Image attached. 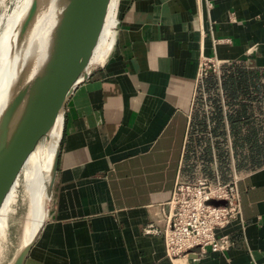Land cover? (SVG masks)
Segmentation results:
<instances>
[{
	"label": "crops",
	"instance_id": "crops-1",
	"mask_svg": "<svg viewBox=\"0 0 264 264\" xmlns=\"http://www.w3.org/2000/svg\"><path fill=\"white\" fill-rule=\"evenodd\" d=\"M110 3L89 75L43 143L52 163L59 140L56 169L22 264H172L163 213L175 181L197 177L235 179L240 215L216 231L227 251L178 264H264V0ZM201 58L219 65L197 76ZM231 64L253 78L232 98Z\"/></svg>",
	"mask_w": 264,
	"mask_h": 264
},
{
	"label": "water",
	"instance_id": "water-1",
	"mask_svg": "<svg viewBox=\"0 0 264 264\" xmlns=\"http://www.w3.org/2000/svg\"><path fill=\"white\" fill-rule=\"evenodd\" d=\"M108 1L65 0L64 8L50 32L44 61L0 125V205L28 153L45 136L57 113L62 111L63 114L74 88L88 77V59L101 29ZM9 123L11 128L6 133ZM58 145L59 140L47 190L56 169ZM42 223L31 239L16 251L9 264H22Z\"/></svg>",
	"mask_w": 264,
	"mask_h": 264
},
{
	"label": "built area",
	"instance_id": "built-area-1",
	"mask_svg": "<svg viewBox=\"0 0 264 264\" xmlns=\"http://www.w3.org/2000/svg\"><path fill=\"white\" fill-rule=\"evenodd\" d=\"M219 62L201 58L197 64V76L214 70ZM235 179L224 184H212L205 177H197L192 183L175 181L161 230L164 256L178 264L182 258L196 250L223 254L231 245L227 234H216L230 222L239 218L240 199ZM217 202V203H212ZM145 233L156 232L150 225Z\"/></svg>",
	"mask_w": 264,
	"mask_h": 264
},
{
	"label": "bare ground",
	"instance_id": "bare-ground-1",
	"mask_svg": "<svg viewBox=\"0 0 264 264\" xmlns=\"http://www.w3.org/2000/svg\"><path fill=\"white\" fill-rule=\"evenodd\" d=\"M109 3L110 0L105 15L111 5ZM64 4L65 0H24L21 7L11 13L5 22L4 30L0 34V125L9 108L18 103L20 96L44 61L50 32ZM105 15L92 51L101 40ZM56 117L62 118V111H59ZM10 128L11 123L6 125V133ZM49 131L50 128L46 138ZM42 216L29 240L43 221Z\"/></svg>",
	"mask_w": 264,
	"mask_h": 264
},
{
	"label": "rangeland",
	"instance_id": "rangeland-1",
	"mask_svg": "<svg viewBox=\"0 0 264 264\" xmlns=\"http://www.w3.org/2000/svg\"><path fill=\"white\" fill-rule=\"evenodd\" d=\"M23 1L24 0H0V34L4 30L5 22L9 18V15L14 11H17L21 7ZM45 140L46 134L28 153L17 177L0 205V264L10 263L16 251L24 243L27 226H29V219L36 221L43 213V207L47 203L46 190L45 193L40 192L32 203L30 198H27L28 192L25 191L28 190L30 183H32L30 173L33 171L35 166L34 162L37 161V159L32 161L33 158L31 159L30 155L33 151H36L35 149L37 147L42 150V143H44ZM39 148H37V150ZM43 151L44 149L41 152ZM36 153L38 152L36 151ZM29 160V168L25 169L24 165ZM21 186H23L25 190H23ZM4 220L5 226L3 228L2 223Z\"/></svg>",
	"mask_w": 264,
	"mask_h": 264
},
{
	"label": "trees",
	"instance_id": "trees-1",
	"mask_svg": "<svg viewBox=\"0 0 264 264\" xmlns=\"http://www.w3.org/2000/svg\"><path fill=\"white\" fill-rule=\"evenodd\" d=\"M222 68L233 69V73H229L223 78L224 86H225V92L230 98H232V93L235 92V89L237 87H238V89H242L246 85H248V83L251 79L253 81L251 74H249V73L245 74L244 72L241 71L242 69L239 66L231 64V65H226ZM235 71H236V74H235V76H233ZM209 84H212V83H209ZM37 148H39V147H37ZM37 148L35 150L38 153H36V151H33V153L30 155L31 159L33 158L32 161L37 159V161L39 162V163L37 161L34 162L35 166L33 168V171L30 173V175L32 177V183H30V187L28 188V190H25L24 187L21 186L23 188V190L28 192L27 198H30L31 203L35 200L36 196L40 192L45 193V184L47 183L48 172H49V170L51 168V164H52L51 161H49L46 164H43L41 162V154H42L41 151L43 150V143H42V150H41V148H39L37 150ZM28 163H30V160L25 163V165H24L25 169L29 168ZM41 216H42V214L37 218L36 221L29 219V226H27V230H26V234H25L26 237H25L24 243L29 240V238H30L32 232L34 231L35 227L37 226ZM4 226H5V220L2 223L3 228H4Z\"/></svg>",
	"mask_w": 264,
	"mask_h": 264
}]
</instances>
